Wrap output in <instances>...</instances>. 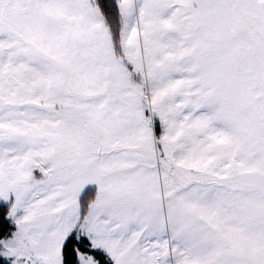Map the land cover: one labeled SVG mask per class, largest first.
Returning a JSON list of instances; mask_svg holds the SVG:
<instances>
[{
    "label": "snow or ice",
    "instance_id": "1",
    "mask_svg": "<svg viewBox=\"0 0 264 264\" xmlns=\"http://www.w3.org/2000/svg\"><path fill=\"white\" fill-rule=\"evenodd\" d=\"M0 264H264V0H0Z\"/></svg>",
    "mask_w": 264,
    "mask_h": 264
}]
</instances>
